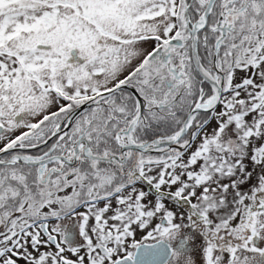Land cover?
Wrapping results in <instances>:
<instances>
[{
    "label": "snow or ice",
    "instance_id": "1",
    "mask_svg": "<svg viewBox=\"0 0 264 264\" xmlns=\"http://www.w3.org/2000/svg\"><path fill=\"white\" fill-rule=\"evenodd\" d=\"M0 264H264V0H0Z\"/></svg>",
    "mask_w": 264,
    "mask_h": 264
}]
</instances>
